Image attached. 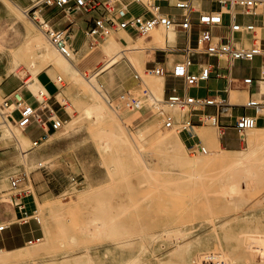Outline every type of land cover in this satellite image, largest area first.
Masks as SVG:
<instances>
[{
    "label": "rangeland",
    "instance_id": "1",
    "mask_svg": "<svg viewBox=\"0 0 264 264\" xmlns=\"http://www.w3.org/2000/svg\"><path fill=\"white\" fill-rule=\"evenodd\" d=\"M34 1L6 2L25 19L31 35L42 36L63 56L32 19L15 5L17 3L26 10ZM204 6L216 5L208 1ZM137 8L134 5V9ZM83 14L80 11L79 15ZM14 16L16 18L15 13ZM19 23L25 28L21 20ZM156 30L165 40L169 38L170 30L162 26ZM122 31L127 32L119 29L120 33ZM262 31L258 29L260 36H264ZM111 35H104V39L92 41L87 47L86 52L94 48L89 56V59H96L93 67L85 68L79 62L78 54L71 55V61L80 70L79 81H74L55 62L45 61L34 49L22 58L20 71L30 74L27 80H33L43 68H52L50 72L60 87L58 98L67 111L63 125L48 138L34 144L26 161H23L16 141L2 135L5 127L3 115L9 110L0 95V194H4L0 207L13 205L8 199L10 180L12 176H18L21 187L32 191L29 205L32 210H37L40 218V221L32 218L28 222H17L11 235L15 244L13 249L17 250L6 248L13 252L1 256L16 254L18 259L3 264H264V186L246 193L241 208L235 200L229 199L232 203H228L227 197L221 193L224 190H219L221 185L225 186L218 177L228 165L225 158L247 151L251 132L247 131L245 140H241L235 129L226 130V135L221 136L219 127L206 124L199 134L205 131L219 136V147L223 151L207 149V152L200 153L192 147L198 137L186 141L185 132L189 131L165 126L162 108L153 107L160 96L155 92L148 95L150 100H146L147 96L141 99L143 109L133 111L123 107V91L127 87H140L137 73L141 72L145 82L160 76L145 74L146 65L141 68L135 64L129 55L132 52L127 53L124 49L119 61L106 67L108 55L102 45ZM196 36L195 31L194 44ZM133 38L144 46L155 44L151 34L150 37L135 35ZM80 40L81 37L77 44ZM184 41L182 34L179 42L183 45ZM141 52L143 62L154 56L150 53L144 58L142 54L145 52ZM210 60L217 62L216 57ZM262 61L264 56L254 61L255 72ZM245 64L249 66L250 62ZM93 73H98L97 88L106 96L108 102L105 104L114 115L99 123L86 111L95 100L85 84ZM263 83L260 82L261 86ZM148 86L151 88L150 84ZM47 96L45 93L39 98ZM161 96L159 98L164 99L165 95ZM247 99L248 94H245L241 103ZM157 103L161 107L160 102ZM116 105H122L120 110L114 108ZM145 108H150L148 113L144 112ZM242 111L241 108L235 109L237 113ZM182 114L176 109L177 118ZM257 126L262 130L264 122ZM139 127L146 130L142 140L134 135ZM37 131L35 127L29 128L30 134ZM112 131L127 134L136 152L126 147L121 138L115 139ZM172 131L182 136L187 156H199L194 165L175 162L171 150H164L157 142L159 133ZM263 134L260 136L264 137ZM171 138L175 140L174 135ZM202 142L207 147L203 138ZM260 144L258 141L254 147ZM258 158L263 160L261 164L264 166V153ZM255 161L250 164L259 166V161ZM17 219L14 216V220ZM215 222H218L216 228ZM99 228H102L101 232H95L100 231ZM30 238L35 240L28 242Z\"/></svg>",
    "mask_w": 264,
    "mask_h": 264
},
{
    "label": "built area",
    "instance_id": "2",
    "mask_svg": "<svg viewBox=\"0 0 264 264\" xmlns=\"http://www.w3.org/2000/svg\"><path fill=\"white\" fill-rule=\"evenodd\" d=\"M208 1L215 3L216 6H202L203 2ZM133 3H140L144 10L140 13L134 12L131 8ZM51 6L58 7L65 15L76 11L92 14L94 25L86 30V35H89L93 42L104 39V35L113 34L119 29L149 37L150 32L159 26L167 31L175 29L174 41L166 38L164 47L154 48V56L150 61L152 64L146 66L145 74H156L182 82L181 88L175 81L169 84L164 99L158 101L166 117L165 126L168 128L175 126L181 131H189V140L198 136L193 116H198L203 124L219 127L221 136L226 135V129L221 128V117L225 115L224 108L232 104L228 98L229 94L235 89L251 88L255 84L261 92L259 83L264 81V61L260 64L258 79L251 75L237 76L233 69L239 62H254L264 56V37L258 34V29L264 28V0H35L31 7L26 9L27 14L60 53L69 55L76 52L74 45L76 34L71 27L64 29L56 27L51 19L45 16L46 9ZM195 31L197 36L194 44ZM177 32L182 33L185 38L183 47H179ZM169 52H179L182 56L171 69L154 60L157 54ZM201 57H216L219 62L225 61L228 71L223 77L226 82L219 92H225L227 96L218 93L205 97L189 93L190 88L210 79L213 72L211 63L205 61L198 63ZM194 65H198V71L193 69ZM136 76L139 78L140 87L137 89L127 87L121 95L123 107L133 111L143 109L145 106L141 107L140 101L151 93L144 78L139 73ZM261 94L262 97H249L243 104L253 109L255 113L242 114L231 125L241 140H245L249 129L258 125V117L264 112V93ZM7 104L8 98H5L4 105ZM122 105H116L114 108L120 110ZM208 106L216 107V112H207ZM176 109L183 112L178 118L175 115ZM12 112L13 109H10L3 115V119L15 120ZM33 122L42 125L50 123L57 131L65 121L52 112L44 117L32 105H23L15 123L25 129ZM192 147L206 150L199 136ZM40 166H43L42 163ZM31 193L28 187H21L18 176L11 177L8 199L19 210L18 222H28L32 218L40 221L36 214L37 210L30 211L24 201ZM3 195L0 194V200ZM9 225L10 223L0 221V233ZM34 240L35 238H31L28 242Z\"/></svg>",
    "mask_w": 264,
    "mask_h": 264
},
{
    "label": "crops",
    "instance_id": "3",
    "mask_svg": "<svg viewBox=\"0 0 264 264\" xmlns=\"http://www.w3.org/2000/svg\"><path fill=\"white\" fill-rule=\"evenodd\" d=\"M204 3L205 2L202 3V6H204ZM15 5L17 6L18 10L21 11L24 15L26 16L28 15L26 13V10L20 7V5H18L17 3H15ZM31 5L29 7H31ZM134 5H137L138 8L134 9ZM131 8L136 13H140L144 10L143 6L140 3H133ZM14 13L16 14V18L14 16ZM79 13L80 11H76L65 15V13L58 7L51 6L46 9L45 16L50 18L52 23L58 28L64 29L66 27H71L74 30L76 34L74 45L76 47V54H78L80 57L79 62L83 64L85 68H89V67H93L94 64L96 63L95 58L89 59V56L94 50V48L86 52L87 47H90L89 45L93 43L90 36L86 35V30L88 28L93 27L94 25V21L92 17L93 15L84 13L82 16L79 15ZM17 19L21 20L24 23L25 28H23L20 25L19 20ZM262 30H263L262 32H264V29ZM126 31L132 37L136 35L128 30ZM29 34L31 35L25 19L21 17L14 8H11L10 5L5 0H0V95L3 96L4 99L8 98V104L4 106L8 110H10L9 108L11 106V108L13 109L12 116L15 120L19 118L20 109L23 107V105L29 104L32 105L35 109H38V111L42 113L44 117L47 116L49 112H52L56 117H59L64 121H66L67 120V111L65 110L66 107L65 104L61 102L58 98L60 87L51 74L52 68L50 69L48 67L45 69L43 68L35 75V78H37L39 83L42 85L41 95L45 93L48 94L46 98L40 99L39 97L41 95L39 93H35L31 88V83L35 81V78L33 80H27V77L30 74L28 72L24 73V71H20V68L22 67L20 63L22 59H20L18 64H16L15 62L14 50L21 47L28 40ZM113 35L119 38L122 43H124V37L119 32V30L114 32ZM180 35H182V33L177 32V38H180ZM79 37H81V40L79 44H77ZM175 38H176V31H175ZM183 46L184 44L181 45L179 42V47H183ZM154 48L156 47L153 48L149 47V49L147 48L146 56H149L150 53H154ZM211 58L212 57H201L200 59H198V63L202 61L211 63L213 66V72L211 74L210 79L200 82V84L196 87L190 88L189 89L190 94L206 97V96H213L219 93L223 96H227L225 92H219L224 88L226 82L223 76L228 71L227 65L224 60H221L219 62L218 59L216 58L217 62L215 63L210 60ZM180 59H182L181 53L169 52L168 54L165 53L157 54L154 60L159 64L164 65L167 69H171L174 66V64ZM118 61L119 60L115 61L114 63ZM150 61L151 59L147 60L144 65L146 66L151 65L152 63ZM245 63L246 62H239L237 66L233 69L234 73L240 77L251 75L254 78L258 79L260 76V64L258 65V71L255 72L254 62H250L249 66H247ZM193 69L198 71L199 70L198 65H194ZM174 81H175L174 79H171L169 77L164 78L163 95H166L169 84H171ZM175 82H177L180 88L182 87V82L180 80ZM237 90H240L243 96H245V94H248V98L251 96L254 97L263 96L261 92H259L258 86L256 84L253 85L251 88L246 87ZM230 94L228 98L231 101ZM146 100L147 101L150 100V97L147 96ZM243 104L244 103L232 102L231 105L226 106L224 108L225 115L221 117V125H222L221 128H224L226 130L233 129L231 125L235 122L238 116L242 114L255 113L253 109L247 108ZM237 108H241L243 109V111L237 113L235 112V109ZM149 110L150 108H145L144 112L148 113ZM206 111L209 113H215L216 107L208 106L206 108ZM15 120H10V121L15 123ZM193 122L195 123V131L197 135L201 138V135L199 134V130L206 124H203L199 120L198 116H193ZM263 122H264V115L261 114L258 117V125ZM31 126L37 128L38 131L36 133L30 134L29 128ZM22 130L34 144H35L34 141H41L45 138H48L55 131L51 127L50 123L42 125L38 122H33L27 128ZM185 138L186 141L189 139V134L186 132H185ZM24 201L27 203L28 209L32 211V207L29 205L30 204L29 196H27L24 199ZM19 215H20L19 210L14 204L7 206L2 205L0 207V221L10 223L8 228H6L2 233H0V253L17 250V249H13L15 244H13L11 241L12 239L11 235L13 228L17 227L16 224L18 222L17 220H14V216L19 217ZM6 248H10L13 250Z\"/></svg>",
    "mask_w": 264,
    "mask_h": 264
},
{
    "label": "bare ground",
    "instance_id": "4",
    "mask_svg": "<svg viewBox=\"0 0 264 264\" xmlns=\"http://www.w3.org/2000/svg\"><path fill=\"white\" fill-rule=\"evenodd\" d=\"M6 1H9V0H6ZM9 3H10V1H9ZM9 5L12 8L11 4H9ZM259 29H264V28H259ZM170 31L171 32L169 34V39L171 41H174L175 33H173L172 31H176V30L172 29ZM121 34L124 37V43H122L119 38H117L116 36H114L112 34L111 37L109 38V41L102 45L103 50L107 53L108 58H109L107 63H106L107 64L106 67H109L112 63L119 60L120 55H121V51H122V53H124L123 52L124 50L127 53L132 52L129 55L133 59L135 64H137L138 66L140 65L141 68H142V66L145 67L144 66L145 62H143L141 60L142 57L140 58V55H139L142 53L141 51L143 50L145 52V54H142L144 56V55H146V50L149 47H164L165 46V39L163 36L159 35L158 30H156V28H155V30L153 29V31H151V33H150L151 37H152L151 38L152 42L155 43L154 45L152 44V45H145L144 46L142 43L139 44L140 42L137 39H134L128 32L122 31ZM41 37H37V36L35 37V36H32L29 34L28 40L21 47L14 50V57H15L16 64H18L20 59H22L26 54L28 55L29 50L34 49L36 51V53L39 56H41L45 61L55 62L57 65H59L65 71V73L69 74L74 81H79V79H81L79 76L80 70H79L78 66L76 65V63H73L71 61V55L73 53L75 54L76 52H71L69 55H64L61 53L63 55V56H61L57 53V51L55 50V48L53 46H51L47 41H45L44 38H41ZM125 55H127V54L125 53ZM123 56H124V54H123ZM144 58H145V56H144ZM99 72L100 71H98V73ZM140 73L141 72H139V74ZM97 74H92L87 80H85V81H87L85 83L86 86L88 85V87L91 89L92 93L95 96V100L91 101V103L87 107L86 111L88 114H91V116L94 117V121L96 123H99V122L105 121V119H107V117L109 115H113V114H112L111 110L105 104L108 102L106 96L97 88L99 86V84L97 82V78H96ZM146 83L150 84V86H151L150 89H151L152 93L155 92V94H157L158 96L163 95V91H164L163 90L164 89V77L163 76H160L159 78L157 77L156 79H150V80L146 81ZM96 84H98V86ZM31 88L33 89V91L35 93H39L41 95L40 88H42V85L39 83L37 78H35V81L31 83ZM263 90H264V83L261 86V91H263ZM230 95H231V101L232 102L241 103V101L243 99L242 93H240L237 90H233ZM159 97L156 98L157 101L162 96L160 98ZM157 101L155 102V104L153 106L155 109L161 110V107H159L157 105L158 104ZM9 109H12L11 106ZM110 117L113 118L112 116H110ZM2 123H4V125H5L4 129L1 131L2 135L4 136V138H12L16 141L17 146H18L17 148L20 150L23 161H26V158L28 157L30 150L34 146V143L28 138V136L22 130L23 128L21 126H19L18 124L17 125L21 129L17 128L16 124L10 120H4ZM152 129L153 128H150L149 131H152ZM262 130H264V128ZM262 130L258 126H255L254 128L249 129L248 131L251 132V134L249 135V144H250L249 149L247 151L238 152L233 157H230V158L226 157L225 160H226V162L228 161V165L225 168H223L221 170V172L218 174L219 175L218 177L220 178L222 183L224 181L225 186H226V187L223 186L224 184L221 185V186L225 187V189H223V187L220 186V188H222V189L219 188V190H221V191L224 190V191H222V192L220 191V192L227 197L228 203H230L229 199H231V201L235 200V204L237 205L239 203L238 207H240V208L242 207L243 203L245 202V199L243 196L247 195L246 193L253 191V189L257 188L258 186L259 187L264 186V166L261 164L262 163L261 161H263V160H260L258 158L260 153H264V137L260 136L261 134L264 133V131H262ZM174 131H172V133L171 132L159 133V135L156 138L157 142L160 144V146L162 148H164V150L165 149L171 150L172 155H174L175 162L180 163V164L194 165L196 163V161L199 160V156H197V157L187 156L188 153H187V151H185L186 145L183 142L182 136H180L178 134H173ZM134 135L142 140V138L146 136V130L142 127H139L137 132ZM172 135H174L175 140H173L171 138ZM113 136L115 137V139L117 137L121 138L124 141V144L126 147H129L132 152H134V153L136 152L133 144L131 143V139L129 138V136L127 134H124V133L118 134V133L113 132ZM201 136H202L203 140L208 144L207 147L205 146L206 147L205 152H207V149L214 150L216 152L223 151L219 147V145H220L219 136H215L212 133H206L205 131H201ZM258 141L261 144H260V146L255 148L254 146L256 145V142H258ZM200 153H204V151L200 150ZM254 159L257 162L259 161V163H260L259 166H257V165L253 166L250 164L252 161H255ZM144 162H146V161H144ZM144 166L147 169L150 168L149 165L146 163L144 164ZM191 175L192 174L189 175L190 178L192 177ZM199 177H201V175ZM219 184H221V183H219ZM202 193H204V192H202ZM245 198H246V196H245ZM5 199H7V198L5 197ZM239 216L240 215H238V217ZM226 219H224V220H226ZM224 220H222V221H224ZM226 222L227 221L223 222L222 227H224ZM104 224H105V222H104ZM98 225L101 226L102 224L99 223ZM217 225H218V222H215L214 228H216ZM99 229H100V231L96 230L95 232H97V231L101 232L102 228H99ZM48 234H50V233H48ZM176 241H178V240H176ZM178 248H179V246H178ZM37 251L38 250H36V252ZM11 252H13V251H7L5 253H11ZM3 254L4 253H0V264L15 261L18 259L16 254L1 256ZM30 254H32V253L30 252Z\"/></svg>",
    "mask_w": 264,
    "mask_h": 264
}]
</instances>
